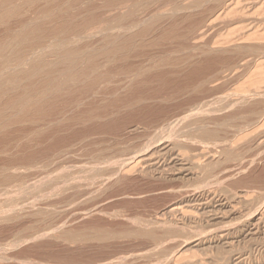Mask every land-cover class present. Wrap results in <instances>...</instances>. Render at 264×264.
Wrapping results in <instances>:
<instances>
[{
	"label": "rangeland",
	"instance_id": "1",
	"mask_svg": "<svg viewBox=\"0 0 264 264\" xmlns=\"http://www.w3.org/2000/svg\"><path fill=\"white\" fill-rule=\"evenodd\" d=\"M191 1L194 2L195 0H183V3L187 4ZM229 1L230 0H226L225 3L227 4L223 3L217 8L220 11L219 17L212 21L206 30L207 32H205L200 39L196 41H190L189 45H209L215 49H218L225 47L230 48L231 45L234 44L241 45L243 47L246 46L244 48H247V46L257 47L259 51H256L257 54L255 51H253L255 55H253L252 52H249L251 54L250 55L248 54V51L244 50L246 52L243 51V54H241V56L238 55V57L234 54H231V56L234 55V57H231L230 54H228L227 57L224 56L223 59H226L227 61H213L209 66L208 64H202V66L198 68L199 73L201 72L200 75L191 83H196L198 78L200 80L202 76H213V78L216 80L212 78V83L207 85V88H205L206 90L200 92L198 95H191V93H187V95L184 97L176 100L179 103H173L175 106L170 104L167 111L170 109L168 114L170 115L172 111L171 115H173L178 112V106L182 107V110L179 109L181 110V113L179 111L177 114L181 116L188 114L187 112H189V109L195 108L196 106L198 107L202 103L205 107L202 109H222V112L215 113L217 118L229 117L230 115H235L236 111H239L238 115L236 116V124H241L240 128L238 127L239 131H237L238 128H236V130L231 129L230 132H228L229 135L227 136V139H230V141L232 140L231 142L235 146L234 147L231 144L232 147L228 149H230L233 154H239L238 156L240 158H226L223 156V154H221L222 148L219 143L212 144L214 146L210 145L211 148L205 151V149H201V147H204L203 145L190 146L189 142L186 143L183 141L181 144L177 143L174 145L176 147H172V144L169 143V141L163 139L162 141L165 140L163 142L165 143L164 146H171L169 148H173L171 153H168L167 157L165 156L166 154L162 155L164 154L162 152L152 154L150 156L149 165L151 164L152 166H150V168L153 169L156 168L161 170L162 168V171L163 169H166V171H168L167 173L165 171L162 172L158 170L157 174L154 172L153 175H146V177L138 173L140 172V165L138 166V164H136L133 171H129L128 173H123L121 171V174H118L119 178H116V176L115 178L112 177L113 183L111 178L109 179V182L106 181L110 175L106 174L110 173L108 172L109 169L108 171L103 170L102 172V169L99 168V165H109V161L107 160L110 159V157L112 158L117 155L110 153L112 151L114 152L112 146L116 137H118L117 139L125 141H127V139H133L131 143L133 142L137 145H143L149 139L155 136V131L152 130L153 127L150 129V126H153L154 124L153 129H155V125L158 123L156 124L153 121L152 123L150 121H145V124L144 122H141V117L137 116L131 119L132 117L128 116L129 114H125L124 116L119 117L118 122L112 126L104 125L99 127L92 121H76L66 126L50 127L49 130L38 136L23 133L24 130L29 129L26 124L25 126L22 124L23 127L20 128L22 131L20 134H17L15 130L18 129V126H16L9 131L7 136H0V149L3 150V148L9 146L8 151L5 153L7 154V152H9L11 149L10 153H14L15 155L14 156L8 153L7 158L8 156L10 158H8V160L5 159L6 154L4 157L2 150L0 151V160L2 159L3 161V158L5 159V162L0 161V163L2 162L4 165L6 162H8V165H5V167H7L6 172L9 175H14V180H10L12 182L7 181L4 182V184H2L3 182L0 183V264H264V104L260 106V108H263L260 110L262 111L263 117L260 116L257 118L259 121L256 119V121H254L250 118V121L247 120L248 122H242L241 117L244 115L242 112L248 110L249 104H243V106L240 105L243 97H247L249 94L251 95V92L253 94L257 92H262L261 94L264 93V50H260L262 49L261 47H264V0H238L240 1L239 3L237 0H231L232 2L234 1V3H236H233L234 7L232 3L230 5L231 1ZM204 7L202 8V10H205V12L202 13L203 15L201 14L202 11H197L203 17L198 15L201 18L198 17L196 20L202 18L204 19V17H206L207 14L213 10L212 4L208 5L207 9ZM195 13L196 12L194 11L192 12V14ZM193 21L194 18H192L190 21H185V24L180 27L178 33H182L186 31L187 28L192 27L194 24ZM160 27L165 29V23H163ZM99 40L100 39H94L91 41V43L94 45ZM177 45L181 44H173L171 41L169 42V40H165L164 42H160L158 45L153 47L144 46L145 49L142 47L141 51L144 50L149 55H158L160 52L166 53L170 48L176 47ZM259 52H261L260 55ZM228 58L231 60L229 61ZM229 65L231 68H228ZM182 75V78H180L181 81L183 78H185V71ZM183 83L184 82H182V85L180 86L176 84L170 85L167 89H165L164 93H161V95H171L173 91L176 90V88H183ZM156 84L157 83H155L153 86ZM244 94L246 96H244ZM137 95H140V93L137 92ZM189 98L192 99L190 100L191 102L189 101ZM215 115L213 114L212 116L210 114L211 117H209L216 118L214 117ZM251 120L254 123L251 122ZM256 122L257 124H255ZM140 123H142L144 127ZM247 123L248 125H245ZM165 124L166 123H164V125ZM178 125L175 126L177 127L176 129H178V131L175 130V127L173 132L170 131V133H173L172 136L174 135V137L175 134L182 136L186 131V129H184L185 125ZM133 126H135L134 128H136V130L134 128L132 129ZM131 129V132H138L137 134L139 138L144 137L143 140L139 139L136 133H133V136L129 131ZM179 129H182V131H179ZM240 129L242 132L239 134L236 133L240 132ZM176 131L177 133H174ZM178 132H180L181 135L178 134ZM146 133L149 136H152L149 137L148 135H145ZM124 136L131 137L126 138ZM164 136L165 133L162 137ZM140 140H142V142ZM4 144L6 146H4ZM186 145L190 146V148ZM60 148H69L67 154H64L63 152V154L61 153L62 156L60 154V157L59 154L58 156L55 154L56 156L54 155L51 158L52 163L48 162V164H51H49V166L45 159L50 157L54 151ZM106 148L109 152L106 150ZM114 148L116 147L114 146ZM182 149L184 150L182 151ZM104 150L107 151V153L102 152ZM201 151L203 152L201 153ZM102 153H104L105 156ZM157 154L158 156H156ZM175 156L176 159L179 158L180 160H177L176 162L174 160ZM57 157L61 159H58ZM53 158L58 159L57 162H55L56 159ZM11 159H13V161H11ZM29 159L33 162H38L33 163L34 165L37 164L36 167L34 165L31 166V168L34 167L35 169H31L30 167H27V169L25 167L26 164H29ZM98 159H101L102 161ZM105 160L107 161V164ZM208 160L215 162V164L212 170H210L211 174L209 171L207 173L208 175L205 176V174L203 175L201 172V167L204 163L206 164L209 162ZM9 161H11V164ZM112 161H114V159H110V163ZM39 162L41 164H39ZM2 163L0 166H2ZM42 163H46V165H48L50 168L47 166L46 168L45 165H42ZM97 164L98 166H96ZM185 164L188 165L186 166ZM38 165L40 167L41 165L44 166L46 170L44 167L43 170H41L42 167L39 170ZM93 166H96V168ZM157 166L159 167L157 168ZM90 167H93V170ZM186 168L189 169V172H183V170ZM190 168H194L193 172ZM94 169H98L96 170V172H98H94ZM90 171H93L96 181L98 174V183L95 180L94 182L90 183L91 180L95 179L92 176L93 173H90ZM160 172L163 173V176ZM99 173L106 175L104 177ZM186 173H189L190 175L186 176ZM89 175L93 179L90 178ZM207 176V182H205L202 178ZM100 177L104 180L105 184L107 183L106 185L103 184V187L101 184L103 181H101L102 179H100ZM49 178H52L53 180ZM82 178L83 181L84 179L86 181L83 184L80 183ZM87 178H90L91 180L89 179V181H87ZM113 178L115 180L118 179L119 183L117 182L116 185H114L115 180ZM41 179L44 180V184H40L43 182ZM45 180H48L49 182ZM99 180L101 183H99ZM74 183L79 186L77 187V185ZM94 183L96 188H98L97 186L101 184V188L99 186L97 190L95 187H93ZM28 184L30 187H32L31 185L33 184L34 188L39 190H33L32 187V191H30ZM22 185H25L26 192H22L24 191V189L22 190V188H24ZM39 186L40 188H37ZM27 187L29 190H27ZM87 187H89V189H94L91 190V192ZM86 188L88 189V192L85 191ZM100 189L102 190L96 193ZM82 191L84 193H81ZM89 195L90 198L88 197ZM92 195H95L97 198L93 197ZM172 203H178V205L182 207L184 215L189 218L191 217L196 221L194 224H189L190 227L188 225L186 229L189 231H194V227L197 226L196 230H199L198 226H201L200 230L202 231L200 234L198 233L200 230L198 232L195 230L194 232L191 231L192 233L190 232V235H194V239H196V237L199 235L197 239L205 238L204 240H206V243L204 245L205 247L201 246V248L193 247V243L185 246V244H180L183 240L180 239L181 242L179 241V243L177 242L178 244L176 243L177 248L175 249H177V251L174 249V253L172 252L171 254V256L175 255L173 256L174 259H170L169 261L165 260V256L163 258V256L160 255V248V250L154 249L153 251H156L154 254L152 251L153 247L151 242L144 237L143 239L142 236H139L138 232L140 230L139 226L141 224H139V221L141 222V218L142 220L144 219V221L146 220V223L154 222L158 215L160 216L161 213H163V211ZM40 210L41 213L44 212V210L45 213H48L47 216H49V221L45 213H42L43 215H41ZM48 210L53 211L50 212ZM15 214L17 215L15 216ZM33 214L37 217H35ZM45 216L47 218L46 220ZM40 217L44 218L45 221H43V219ZM176 217H173L174 222L178 220ZM134 219L140 220L137 222L133 221ZM167 219L170 220L171 217H168ZM136 223H138L139 226L135 225ZM152 226L150 225V227ZM45 228H51L50 231L53 229L52 233L50 231L47 232V229L44 230ZM136 228L139 230L136 231ZM134 229L135 231H133ZM205 229H207V231H205ZM43 230L48 234L47 236L44 234ZM63 230L65 232L73 231V234L69 233L73 238L65 236L63 237V235L59 236L60 231L63 233ZM102 232L105 233L106 237ZM42 233L45 235V237L44 235L41 237L40 234ZM96 233H100L98 234V237H96ZM118 233H120L119 236L121 234H126V236H128L129 234V238L131 235V239L128 238L127 240L126 236H124V239L122 235L120 236L121 238L116 237L119 239H115L114 237L117 236ZM132 233L137 235L139 239L137 236L134 237ZM216 234L218 237L214 236ZM38 235L40 238L36 239L35 236L38 237ZM111 235H114V237L112 236L114 239L108 237ZM220 237L222 239H220ZM65 238L69 241H67ZM132 238H136V240ZM140 238L142 240H140ZM167 244L168 246L164 244L162 248H170V244ZM217 249L219 251H217ZM158 251L160 252L158 253ZM160 259H163L167 262L164 263L163 260L161 262ZM159 260L160 262H158Z\"/></svg>",
	"mask_w": 264,
	"mask_h": 264
},
{
	"label": "bare ground",
	"instance_id": "2",
	"mask_svg": "<svg viewBox=\"0 0 264 264\" xmlns=\"http://www.w3.org/2000/svg\"><path fill=\"white\" fill-rule=\"evenodd\" d=\"M225 2L226 0H195L194 2L191 1V2H188L187 4H184L183 0H0V136H7L9 131L16 126H18L17 127L18 129L15 130V132L17 134H20L22 131L20 130V128L23 127L22 124L24 126L26 124L29 127V129L24 130L23 133L30 134V135H37V136L49 130L50 127L66 126L76 121H87V122L92 121L94 122L95 125L99 127L104 126V125L112 126L113 124H116L118 122L119 117L124 116L125 114L127 115L129 114L128 116L132 117L131 119H133V117L139 116L142 119L141 122L142 123L144 122L145 124H146L145 121L147 122L150 121L151 123L153 121L156 124L158 123L157 125H155V129H153L154 124L153 126H150V129L151 127H153L152 130L155 131L154 132L155 136L149 140L147 139L148 141L146 143H144L143 141L144 143L143 145L141 144L137 145L133 142L131 143L133 139L132 140L127 139V141H125V140L117 139L118 137H116L115 142H113L114 144L112 143L113 144L112 148L114 149V152L113 151L110 152L113 154H117L115 157H112V158L110 157V159L111 160L114 159V161L110 163V159H108L107 161H109V165L107 166L102 165L103 167L99 165V168L102 169V172L103 170L108 171L109 169L108 172L110 173H106L107 175L110 174L109 177L108 178L106 177L107 179L104 178L108 182L110 181L109 180L110 178L112 181V177L115 178L116 176V178H119L118 174L121 171L123 173L125 172L128 173L129 171H133L135 169L136 164H138V166L140 165V168L138 167L140 172L138 173L142 174L143 176L150 175V174L153 175L154 172H156L155 174H157V171L160 169L150 168V166H152L151 164L149 165L150 156L154 153L156 154V153L162 152L164 154L162 153L161 154L162 155L166 154L165 156L167 157V154L171 153L173 148H169L171 146H164L165 143L163 142L165 140L169 141V143L172 144V147H176L174 145H176L177 143L181 144L183 141L186 143L189 142L190 146L191 145H194V146L203 145L204 147L203 148L201 147V149L203 150L205 149V151L211 148L210 145L214 143L215 144L219 143L222 148L221 154H223V156H225L226 158H229V157L238 158L239 154H236L235 152H234L235 154H233L231 150L228 149L232 147L231 146L232 140L231 141L230 139L228 140L227 136L229 135L228 132H230L231 129L236 130V128L238 127L240 128L241 124L239 125L236 124V116L238 115L239 111H236L235 115L233 114V115H230L229 117L217 118L215 113L222 112L223 110L222 109H211V110L202 109V108H205L203 106L204 105L203 103L198 107L196 106L195 108L189 109V112H187L188 114L181 115L182 117L177 115L179 111L181 113L182 107L178 106V108L181 110L177 109L178 112L173 115H171L172 111L170 115L168 114V111L170 109L167 111L170 104H173V103L176 104L178 102L176 100L180 99L181 97H184L185 95H187V93H191V95H198L200 92H203L204 90H206L205 88H207L206 87L207 85L212 83L213 76H209V77L202 76L200 80L198 78V81L196 83H191L194 79H197V77L200 75L201 72L199 73L198 68L201 67L202 64H208L209 66L211 62L213 61H217V60L227 61L226 59H223V58L224 56L227 57L228 54H230V56L231 54H234L235 56L237 55L238 57V55L241 56V54H243L242 52L244 50L248 51V54H250L249 52L253 53V51H255L256 53V51L258 50L257 47H253V46L252 47L247 46V48H244L246 46L243 47L241 45H234V44H232L231 47L228 46L230 48L225 47V48H218V49H215L209 45H202V46H199L197 44L194 46L189 45L190 41L192 40L196 41L200 39L201 36L205 32H207L206 30L210 26L212 21L219 17L220 11L217 8ZM239 2L240 1H238V3ZM231 3L233 4L234 1L233 2L231 1L230 5ZM210 4H212L213 10H211L210 13L207 11L209 14H207V16L205 15L206 17H204V19L203 18L199 19L200 21L196 20V18H198L199 16H202L203 15L202 13L205 12V10H202V8ZM234 4H233V7H234ZM207 6L204 8L207 9ZM193 11L196 13L192 14ZM197 11L198 12L202 11L201 12L202 15H200ZM192 18H194V21H193L194 24L192 25V27L187 28V30L182 33H178V30L183 24H185V21H190L192 20ZM163 23H165L166 25L165 29H162L160 27ZM94 39H100V40L96 44L93 45L91 41ZM165 40H169V42L171 41L173 44L180 43L181 45H177L176 47L170 48L166 53L160 52V54L158 55H149L146 53V51L144 50L141 51L142 47L145 49L144 46L153 47V46L158 45L160 42H164ZM261 48L262 49H260L259 47L260 50H264V47H261ZM260 53L261 52H259V55ZM234 55L232 56L234 57ZM253 55L255 54L253 53ZM230 60L231 59H229V61ZM228 68H231V66L229 65ZM184 71L186 75H185V78H183V80L181 81L180 78H182L183 76L182 74ZM182 82H184L183 88L182 87L176 88V90L173 91L171 95H165V96L161 95V93H164L165 89H167L170 85L176 84L180 86L182 85ZM155 83L157 84L153 86ZM137 92H139L140 95H137ZM261 93L257 92L253 94L251 92V95L248 93L249 95H247V97H243V100L242 102H240V105L243 106V104L245 105L249 104V108L247 111L242 112V114H244L241 117L242 122H246L250 118L256 121L257 118L262 116V111L260 110H262L263 108L262 107L260 108V106L264 104V100H263L264 93L263 94ZM244 96L246 95L244 94ZM190 98H189V101L192 100ZM205 110H208V111H205ZM183 113H184V110H183ZM210 114L212 116L214 114L215 115L214 117L216 118H210L211 117ZM251 122L253 121L251 120ZM142 123L140 124L143 126ZM164 123L166 124L164 125ZM175 123L176 125L179 124L178 126L185 125L184 129H186V131L185 133H183L184 135L179 136L175 134V137L174 135L172 136L173 133H170V131L173 132V129L176 126ZM255 124H257V122ZM245 125H248V123ZM134 127L135 126H133L132 129ZM176 128L177 127H175V130L178 131V129ZM239 128L237 131H239ZM132 129L129 131L131 132ZM134 129L136 130V128ZM241 129H240V132H236V133L238 134L241 133L242 132ZM177 131L174 133H177ZM179 131H182V129H179ZM130 132H129L130 135L131 133L132 135L133 133L134 134L138 133L136 131L131 132V133ZM233 132L235 133L234 130ZM164 133H165V136L162 137ZM178 134H180V132H178ZM145 135H148V134L146 133ZM151 136L152 135H150L149 137ZM128 137H131V136H128ZM143 138H139V139L143 140ZM163 139L165 140L162 141ZM142 140L140 141L142 142ZM5 144L4 146H6ZM114 146L116 148H114ZM190 146H187V147L190 148ZM8 147L3 148V150L0 149V151L2 150V153L4 154V157L6 154L5 152L8 151ZM68 149L69 148L57 149L56 151L52 153L50 157L46 158L45 161L48 164V162H51L52 156H54L55 154L58 156L59 154V157H60V154L61 153L63 154V152L64 154H67ZM10 150L9 152H7V154L10 153ZM183 150L184 149H182V151ZM107 151L104 150L102 152L107 153ZM202 152L203 151H201V153ZM7 154H6L5 159L9 158V156L7 158ZM10 154L14 155V153L13 154L10 153ZM156 156H158V154ZM12 158H15V157H12ZM49 158H50V161H49ZM5 159L3 158V161ZM53 159H56V158H53ZM58 159H61V158H58ZM58 159H56L55 162H57ZM101 159H98V160H101ZM174 160L177 162V160L179 161L180 159L179 158L176 159V156H175ZM0 161H2V159ZM11 161H13V159H11ZM11 161H9L10 164H11ZM28 161H29V164L25 165L26 168L27 167L31 168V166L34 165L33 163H38V162H33L30 159ZM107 161H106V164H107ZM7 163L8 162H6V164ZM6 164L3 165L2 163V166H0V183L3 182L2 184H4V182H7V181L12 182L14 180V175H11V174L9 175L6 172L7 171L6 169L7 167H5ZM39 164L41 163L39 162ZM214 164L215 162L209 161L206 164L204 163L202 167L200 166L202 168V169L200 168L202 174L203 175L205 174V176L208 175L207 173L210 170H212ZM42 165H45V167L47 166L48 168H50L49 166L51 164L48 166L46 165V163L44 164L42 163ZM42 165H41L42 167L41 170H43V167H44ZM185 165L187 166L188 164H185ZM34 166L36 167L37 164ZM96 166H98V164ZM96 166H93V167L96 168ZM41 167L38 165L39 170ZM45 167L44 169L46 170L47 167L46 168ZM93 167H90V168L93 170ZM158 167L159 166H157V168ZM31 169H35V168L32 167ZM98 169H94V172H96V170ZM193 170L194 168L192 169V172ZM160 171H162V168ZM163 171H165L166 173L168 172L166 171V169L165 170L163 169ZM184 171L189 172V169L186 168L183 170V172ZM162 172H160L161 175L163 174ZM90 173H93V171H90ZM209 173L211 174V171ZM102 175L105 177L104 174ZM189 175L190 174L188 173L186 176H189ZM92 176L93 177L95 176L94 173ZM98 177L99 176L97 174V181H96L95 177H94L95 179H93L90 176V178H92L93 180H91L90 178H87L88 179L87 181H89L90 179L91 180L90 183L94 182V180L98 183ZM207 178L208 176L202 179H204V181L207 182L206 181ZM49 179H52V178H49ZM54 179H55V176H54ZM100 179L102 178L100 177ZM41 180L43 182L40 184H44V180L43 179ZM48 180H45V181L49 182ZM101 181L103 182L101 183L99 180V183L102 184V187H103V184L104 185L107 184V183L106 184L104 183L103 179ZM84 182L86 181L85 179L83 181V178H82L80 183L83 184ZM117 182H118V179L115 180L114 185H116ZM95 183L93 184V187L96 188ZM101 184L98 185L97 187L99 188L100 186L101 188ZM31 186L33 188L29 186L30 191H32L31 188L33 190H39V189H35L33 184ZM78 186L79 185H77V187ZM22 187H24L22 188V190L24 189V191L22 192H26L25 185L24 186L22 185ZM37 188H40V186ZM87 188L89 189V187ZM87 188L85 191L88 192ZM98 188L96 189L98 190ZM29 189L27 187V190ZM93 189L94 188L89 189V191ZM102 189H100L97 192L95 190V192L98 193ZM75 191H80V190H75ZM81 193H84V192L82 191ZM95 195L94 196L92 195V196L96 197ZM88 197L90 198V195ZM40 213H41V210H40ZM42 213H45V210ZM42 213L41 215H43ZM52 214L55 215L54 213ZM16 215L17 214H15V216ZM45 215L47 216L48 213H45ZM46 216H45V220L49 217L47 216L46 218ZM168 217H171L172 220L167 219ZM173 217L178 218V220L174 222ZM41 219L45 221L44 218H41ZM138 220L134 219L133 221L138 222ZM48 221H49V218H48ZM142 221H144V219L142 220L141 218V222L139 221V224H141L140 225L141 227L143 226L142 228L138 225V223L135 224L139 226L140 228V230L138 229L139 236H142V238L144 237L145 239L151 242V245L153 247L152 251L154 249L156 250L161 249L160 255H162L163 258L165 256V260L170 261V259L172 260L174 259L173 256L175 255L171 256V254L174 251V249L177 248L176 243L177 242L179 243L180 239L181 240L183 239L182 243H180L181 245L185 244L186 246V245L193 243V247H200V248L201 246L205 247L204 246L206 243V240H204L205 238L197 239V237L199 236L198 235L196 239H194L195 236L192 234L190 235V232L192 230L189 231L188 229H186L189 224L190 225L194 224L196 223V221L193 220V218L191 217L190 218L186 217L183 213L182 207L179 206L178 203H174V204L172 203L170 206H168L163 211V213H161L160 216L158 215L155 221L153 220L154 222L146 223L145 222L146 220L144 222ZM150 225L151 226L153 225V226L150 227ZM196 227H194L193 230L194 229L196 230ZM137 228H136V231H138ZM200 228L201 226L200 227L198 226L199 230ZM46 229L47 228H45L44 230ZM48 229L46 230L47 232L50 231L51 228H48ZM199 230H196V232H198ZM52 231L53 229L50 232L52 233ZM133 231H135V229ZM201 231L202 230H200V232L198 233L200 234ZM205 231H207V229H205ZM72 232L64 231L63 233H61L60 231L59 236L63 235V237L65 236V237L71 238L72 235H70L69 233H72ZM120 233H118V235L115 237L114 235H111L108 237H111V238L114 237L115 239H119L116 237H120L122 235L121 234L119 236ZM128 233L131 234L130 232ZM44 234H46V236L48 235L47 233H45V231H44ZM44 234L43 233L40 234L41 237ZM98 234L96 235V237L99 236ZM129 234L128 236H126V234L122 236L123 237L126 236L127 237L126 239L128 240ZM103 235L106 237L105 233H103ZM135 236L137 235H134V237ZM214 236H217V234ZM63 237H60V238H63ZM35 238L39 239L40 236L39 235L38 237L35 236ZM129 239H131V235ZM132 239L136 240V238H132ZM220 239L222 238L220 237ZM66 240L69 241L68 239ZM140 240L142 239L140 238ZM167 243L170 244V248L168 247L162 248L164 244L168 246ZM175 250L177 251V249ZM217 251L219 250L217 249ZM155 252L153 251L154 254ZM159 252L160 251H158V253ZM160 260L158 262H160ZM163 262L166 263L167 261L163 260Z\"/></svg>",
	"mask_w": 264,
	"mask_h": 264
}]
</instances>
